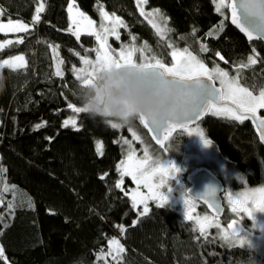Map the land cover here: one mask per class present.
Returning a JSON list of instances; mask_svg holds the SVG:
<instances>
[{"label": "trees", "instance_id": "trees-1", "mask_svg": "<svg viewBox=\"0 0 264 264\" xmlns=\"http://www.w3.org/2000/svg\"><path fill=\"white\" fill-rule=\"evenodd\" d=\"M42 3L40 23L29 32L0 33V42L13 41L0 48V62L22 55L27 61L20 69L0 72V166L6 169L0 172V264H264L254 249L201 236L172 207L151 203L141 216L127 191L134 182L128 177L127 189L116 187L122 179L118 165L125 157L120 132L85 113H74L79 131L62 127L73 113L67 104L80 107L73 93L81 83L72 69L82 67L81 57L92 58L90 50L99 47L94 35L78 40L68 30L70 4L96 21L101 7L119 17L127 25L120 29V40L143 48L149 59L155 56L170 65L168 45L187 47L256 94L264 89V43L248 42L228 16L215 11L213 0H148L147 6L159 10L172 29L167 39L140 14L136 0H0V23L12 19L31 24ZM21 37L23 43H16ZM202 44L207 52L200 51ZM253 55L256 64L239 68ZM57 59L63 60L62 77L54 75ZM45 121V127L34 129ZM202 124L217 153L249 186L264 185V147L249 119L241 123L208 115ZM177 139L183 143L186 138ZM97 141L103 144L102 155ZM112 239L124 247L118 261L108 254Z\"/></svg>", "mask_w": 264, "mask_h": 264}, {"label": "snow or ice", "instance_id": "snow-or-ice-1", "mask_svg": "<svg viewBox=\"0 0 264 264\" xmlns=\"http://www.w3.org/2000/svg\"><path fill=\"white\" fill-rule=\"evenodd\" d=\"M148 0H137L138 5H142L147 3ZM216 3L215 11L220 13L222 16L224 15V8H231V22L240 28L241 31L245 32L248 36L249 40H252L253 30L256 31V38L264 40V0H213ZM238 9L240 10V15H238ZM44 11V5L40 4L39 7L36 8V14L33 16L31 24L36 25L40 23L41 17L40 13ZM72 11V5H69V12ZM159 11V10H156ZM3 14V10H0V15ZM140 14L145 16L146 18L152 13H145L143 7L140 8ZM80 17L83 18L84 21L87 22L88 28L84 29L88 35H94L96 41L99 44L98 48L92 49L90 51H94L96 53V59L90 60L86 57H81L82 63L85 67L81 69H76L73 67L72 71L76 73V79L80 81L81 84L87 85L90 84L95 78L96 72L101 67H110L112 65H116L120 67L121 65H141L145 69L150 70L153 73L158 74L166 81H172L180 86L181 89V102L186 105L185 116L183 119L177 117H168L163 120L156 119L148 114H141L138 118L139 121L144 124L146 128L149 129L150 132L154 134L153 138L156 140V143L161 145L165 151H167V147L165 146V141H167L172 135L173 131L176 129H182L187 132V134H196L200 136L205 146H210L211 141L207 140L204 137V133L198 127L192 128L189 127V124L193 121L194 118H199L205 110L213 112L216 116H222L225 118L234 119L236 121H240L243 123L246 119L251 118L254 122L258 119L256 117V112L258 109H264V89L260 90L258 96H254L248 88L239 86L238 80L236 77L229 78L228 72L219 68V66L214 67L209 70L207 65L198 58L197 55H194L187 47L182 50L179 48H173L170 53L172 64L171 66L165 64L162 59L153 56L151 60L147 57L143 56L144 49H137L133 44L131 47L124 46L117 55H113V50L108 44V35H112L116 38V40L120 39V33L118 31L119 27H127L124 24V21L119 17H109L108 13L100 8V15L104 19L112 20V27L108 28L101 23L100 31L95 30V21L91 20L84 13H78ZM71 18V17H70ZM72 23L79 25V22L73 20ZM149 23L152 24V27L156 29L157 33L163 34L166 31H172V29L160 28L157 24L153 23L149 20ZM223 24V21L221 22ZM247 25V26H246ZM30 24L24 23L21 20L13 21L9 19L7 24L0 23V33L3 32H15V33H27L29 32ZM72 31L70 27L68 29ZM195 32L196 30L193 29ZM73 35L79 40L81 35V30L79 26L77 30L73 32ZM207 35L211 36L212 32H209ZM183 39V37H181ZM136 37L132 36V41H135ZM16 43H23V37L19 40L15 41ZM8 44L13 43V41H7ZM3 44H0V47H3ZM147 46L145 45V48ZM168 47H172L171 44ZM140 51L141 52V60L142 62L137 63L134 59V54ZM200 51L207 52V45L202 44L200 46ZM255 50H253L254 52ZM79 55V53H76ZM216 55L219 56L217 52ZM220 59L223 60L224 57L220 56ZM14 61L24 62L23 56H18L12 58V60H3L2 65L0 67L6 65L9 68L16 70L25 66L26 62L17 64ZM257 63V58L255 55L248 57L247 64H241L239 68L249 67ZM63 64V60H59L56 66V72L54 75L58 77H62L64 75L61 70L60 65ZM91 65V67H89ZM239 72V69H238ZM214 78L219 79L221 83V88L217 89L214 86ZM217 96H222L225 98V102L223 104L217 105L212 103L213 100ZM228 101H231V105L228 104ZM67 108L71 109L73 113H84L81 107L75 106L72 103L67 104ZM47 125V122H42L40 124H36L34 129L39 130ZM71 126L74 130L79 131L80 129L77 127V120L75 117H69L63 121L62 127L68 128ZM113 129H118L121 127L119 124H111ZM258 130L261 133L260 138L264 140V119H259L257 124ZM129 131H132L129 128ZM161 133L163 135L161 136ZM133 137L136 140H139L140 137L136 135L135 132H132ZM49 141L52 140L51 137L46 138ZM125 144L130 145V141L125 140ZM96 151L98 154H103V144L100 141L96 142ZM144 160H135V153L133 151L129 152L128 161L122 162L121 165H118V169L121 172V176H131L133 181L136 182L137 188L134 192H132V206L135 208L138 203L144 204L143 212L140 213L141 216L145 215L148 212V206L146 201L149 199H156L159 201V207H164L168 205L169 196L165 194L163 190H159L162 188L164 184L163 177L167 175H171L174 177L177 172L180 170L176 167V165L172 162H168L166 164H158L153 167L152 173H159L161 179L160 184L157 186L158 190L153 189V185L148 182V178L145 177V172L147 171L146 164L148 163L147 157L148 153L145 151ZM2 166H0V172H5ZM123 184V180L121 179L116 187H121ZM141 184L144 185L148 189V195L145 196L143 193L139 191ZM14 187V186H13ZM8 187L5 186L4 191H8ZM262 195L257 197L253 194L252 199L255 203L254 208L244 207L248 196L241 195L237 197L236 201L231 200L230 203L239 204L240 208L238 209L236 206H233L232 211L237 212L242 210L248 216V218H252L256 212H264V189L258 190ZM168 192H171V188H168ZM127 195V193H126ZM216 196V190L214 188L209 187L202 195L196 197V199H204V202L208 204L210 208L215 209L217 212L219 211L216 208L215 204L212 203L211 198ZM183 209L184 215L188 220H193L194 216L191 214L193 201L191 199V195L186 193L183 197ZM31 206V204L29 205ZM12 205L9 204V208ZM196 222L200 226V235L204 236L206 234V228L212 227L213 224L209 220L207 216L201 218L196 217ZM207 222V223H205ZM136 222L133 221V224ZM236 222L233 221V224L229 225V228L232 229V235L236 236L238 242L241 246H244L247 243V237L241 235V231L239 227H233ZM218 227V225H216ZM124 231L123 227L120 229ZM110 245L117 246V252L124 251L123 247L120 245V242L116 239H112L109 241ZM111 255V251L108 253ZM0 257H3V248L0 247ZM103 258V257H101ZM115 259V257H113Z\"/></svg>", "mask_w": 264, "mask_h": 264}, {"label": "rangeland", "instance_id": "rangeland-1", "mask_svg": "<svg viewBox=\"0 0 264 264\" xmlns=\"http://www.w3.org/2000/svg\"><path fill=\"white\" fill-rule=\"evenodd\" d=\"M137 2V0H136ZM218 2V0H217ZM44 5L45 9V3H42ZM138 5V3H137ZM216 6V3H215ZM139 10L141 7H143L145 13H152V15L148 16L146 19L149 22L151 20L153 23L157 24L160 28H167V20L166 18L160 13V11H156V9H151L147 6V3L138 5ZM82 12L78 7L75 5H72V11L70 13L71 17V24H72V31L74 32L77 30V27L79 26V29L81 30V35H88L84 29L88 28L87 22L83 20L82 17L78 15V13ZM106 12V11H105ZM84 13V12H82ZM108 13V12H107ZM223 17L227 18L228 16V8L223 9ZM85 14V13H84ZM41 15V13H40ZM87 17H89L91 20L95 21V30L100 31V25L101 23H104V25L108 28L112 27V20L111 19H104L101 15H99V20L92 19L89 15L85 14ZM109 17H113V14L108 13ZM115 16V15H114ZM117 17V16H115ZM73 20H76L79 22V25L72 23ZM16 21V20H13ZM8 21L2 22L4 24H7ZM24 22V21H22ZM26 23V22H24ZM29 24V23H28ZM151 24V23H150ZM152 25V24H151ZM33 27L32 24H30V28ZM122 27L118 28V31L120 33V29ZM155 29V28H154ZM156 30V29H155ZM157 32V31H156ZM6 36H10L12 34L17 35L18 33L15 32H3ZM159 34V33H158ZM80 35V36H81ZM164 39H167L168 37V31L164 32L163 34H159ZM19 40V39H18ZM11 41V40H9ZM0 44H3L4 46L7 44V42H0ZM108 44L110 45L111 49L113 50L112 54L117 55L119 51L124 47L128 46L131 47V44L124 43L122 40H116V38L112 35H108ZM135 45V44H134ZM3 46V47H4ZM137 48V46L135 45ZM1 48V47H0ZM173 48L177 47H171ZM138 49V48H137ZM143 49V48H141ZM180 49V48H179ZM182 50V49H181ZM147 53L143 51V56L148 57L146 55ZM23 56V55H22ZM24 57V62H26V57ZM96 59V53L90 60ZM134 59L137 63L142 62L141 60V52L137 51L134 54ZM6 60H12V58L6 59ZM151 60V58L149 59ZM59 60H56V66L57 62ZM2 62H0V65H2ZM17 64L24 63L21 61H14ZM25 64V66H26ZM168 65V64H167ZM171 66V64L169 65ZM61 67V65H60ZM85 67V65H82V67H79L77 69H81ZM91 67V65H89ZM209 70L213 69L216 66H208ZM4 68H9L8 66L4 65L0 67V72ZM220 68V67H219ZM20 69V68H19ZM221 69V68H220ZM62 70V69H61ZM223 70V69H222ZM225 71V70H224ZM227 72V71H226ZM229 74V73H228ZM236 76H233L229 74V78H233ZM237 78V77H236ZM214 80L217 82V84L221 87V83L219 79ZM238 80V78H237ZM239 86L243 87L239 80H238ZM250 91V90H249ZM253 93V92H252ZM254 96H258L259 94L253 93ZM225 101V98H224ZM231 105V101H228ZM263 109H258L256 112V116L261 115V111ZM209 115L225 118L222 116H216L213 114V112H209ZM69 117H75L77 120V127H79L78 123V117L77 114L72 113ZM68 117V118H69ZM230 119V118H226ZM234 120V119H232ZM1 124V121H0ZM71 127V126H69ZM192 128L198 127L201 129L204 133V137L208 139V137L205 135L203 124L199 123L197 125L191 126ZM129 128L132 129V131H129ZM117 130L120 131V136L118 139L119 144L123 148V151L125 153V157L122 160V162L128 161L129 152L133 151L135 153V160H144L145 159V151L148 153V163L146 164L147 171L145 172V177L148 178V182L153 185V189L158 190L157 186L160 184V175L159 173L153 174L152 169L153 167L157 166L158 164H166L168 162H172L176 165V167L180 170L176 173L174 177H171V175H167L163 177L164 184L161 189L165 188L163 190L165 194L169 196V202L168 205L174 208L175 210L180 211L184 215V209H183V200L182 197L188 193V190L190 188V184L187 181V175H189L191 172L197 170L198 168H207L210 170L213 174H215L217 177L221 178L225 184V191L223 193V200L226 207V217L229 218V222H225V218L218 219V217L214 216L212 213L208 212L203 206V204L196 199H192V211L191 214L194 216L193 220H190L194 223L196 226V229L200 232V226L196 222V217L203 218L207 216L211 223L213 224L212 227L206 228V234L205 237L208 236H217L220 238L225 244L228 246H240L244 248H250L254 249L256 254L260 257H264V212H256L252 218H248L247 214L243 212L242 210H239L237 212H233L232 208L233 206H236L238 209L240 208L239 204L230 203V197L229 194H231V200L236 201L237 197H240L242 194L248 196V199L246 203L244 204V207L248 208H254L256 205L253 202L252 196L255 194L257 197L261 196L262 194L258 191L260 189H264V185L258 186V187H251L248 185L247 180L244 176L240 175L234 168L230 167L228 163L217 153L215 150L214 144L211 142L210 146H205L200 136L196 134H187L184 130H175L173 131L170 138L167 140L165 146L167 147V151L164 150V148L156 146L152 139L144 132V130L140 127L138 120L134 119L132 123L129 125H124L118 128ZM132 132H135L137 136L140 137L139 140H136ZM179 133V134H178ZM179 135L185 136V141L183 143H180L178 139L176 140V137ZM130 141L129 144H125L124 141ZM211 141V140H209ZM121 162V164H122ZM120 164V165H121ZM130 178L132 182H134V185L129 186L128 194L131 196L132 192H134L137 188V184L135 181H133L131 176L125 175L122 177L123 186L125 189V179ZM157 180V182L155 181ZM171 188V192H168V188ZM139 191L143 193L145 196L148 195V189L144 187L143 184H141ZM148 206V211L151 203H155L159 205V201L156 199H149L146 201ZM141 208V212H143L144 204H137ZM185 216V215H184ZM233 221L236 222L233 227H239L241 231V235H244L247 237V243H245L244 246H241L238 242V239L236 236H233L232 229L229 228L230 224H233ZM207 223V222H205ZM218 225V227L216 226ZM118 240V239H116ZM119 241V240H118ZM120 242V241H119ZM122 246V244L120 243ZM123 247V246H122ZM117 246L116 245H110L111 255L109 257L113 259L114 261H118L122 258L123 252H117ZM124 249V247H123ZM255 264H263L262 262H256Z\"/></svg>", "mask_w": 264, "mask_h": 264}, {"label": "clouds", "instance_id": "clouds-1", "mask_svg": "<svg viewBox=\"0 0 264 264\" xmlns=\"http://www.w3.org/2000/svg\"><path fill=\"white\" fill-rule=\"evenodd\" d=\"M73 94L91 120L109 126L129 125L141 114L183 119L186 111L180 86L141 65L101 67L90 84H79Z\"/></svg>", "mask_w": 264, "mask_h": 264}, {"label": "water", "instance_id": "water-1", "mask_svg": "<svg viewBox=\"0 0 264 264\" xmlns=\"http://www.w3.org/2000/svg\"><path fill=\"white\" fill-rule=\"evenodd\" d=\"M238 15H240L239 9H238ZM228 21L235 29H237L246 38V40L248 42L262 41L264 43V40L256 38V31L255 30H253V37L254 38L252 40H249L248 36L245 32L241 31L239 27L232 24V22H231V8H228ZM214 86L217 89L221 88L215 80H214ZM224 102H225L224 97H222V96H217L215 98V100L212 101V103H215L217 105L223 104ZM228 104H230V103H228ZM209 112L210 111L205 110L199 118H194L193 121L189 124V127L203 122L204 119L209 115ZM256 117L258 119L255 122L251 118H249V120L251 121L253 129H254L261 145L264 147V140H262L260 138L261 133L257 127L258 120L264 119V115H259ZM142 126L148 132L149 136L151 137V139L153 140L155 145L161 146V145L157 144L156 140L153 138L154 134L152 132H150L149 129L144 126V124H142ZM176 130H181V129H176ZM162 135H163V133H161V136ZM165 143H166V141H165ZM187 180L190 184L188 194H190L193 199H196V197L202 195L209 187L214 188L216 190V196L214 198L210 197V199L212 200V203L215 204L216 208L219 209L218 212L215 209L210 208L208 206V204L204 202V199H196V200L201 202L204 206H206L207 209L210 211V213H212L216 217L223 218L225 215V212H226V209L224 206V201H223V193L225 191V184H224L223 180L221 178L217 177L215 174H213L207 168H200L197 171L189 174L187 176Z\"/></svg>", "mask_w": 264, "mask_h": 264}, {"label": "bare ground", "instance_id": "bare-ground-1", "mask_svg": "<svg viewBox=\"0 0 264 264\" xmlns=\"http://www.w3.org/2000/svg\"><path fill=\"white\" fill-rule=\"evenodd\" d=\"M137 120H138V122L141 124V122L139 121V119L137 118ZM202 123V122H201ZM141 126H142V124H141ZM143 127V126H142ZM191 127V126H190ZM143 129H144V127H143ZM182 130V129H181ZM119 131V130H118ZM120 132V131H119ZM144 132L149 136V134H148V132L144 129ZM150 137V136H149ZM151 138V137H150ZM153 141V140H152ZM167 142V141H166ZM154 143V142H153ZM155 144V143H154ZM166 144V143H165ZM157 146V145H156ZM159 147H161V146H159ZM198 169H200V168H198ZM197 169V170H198ZM197 170H195V171H197ZM195 171H193V172H195ZM193 172H191V173H193ZM190 173V174H191ZM188 176V175H187ZM188 181V180H187Z\"/></svg>", "mask_w": 264, "mask_h": 264}, {"label": "flooded vegetation", "instance_id": "flooded-vegetation-1", "mask_svg": "<svg viewBox=\"0 0 264 264\" xmlns=\"http://www.w3.org/2000/svg\"><path fill=\"white\" fill-rule=\"evenodd\" d=\"M156 182H157V180H155ZM163 190H165V188H163ZM224 201V200H223ZM224 206H225V204H224ZM208 212H210L208 209H207V207L206 206H203ZM225 209H226V207H225ZM215 216V215H214ZM226 217V212H225V215H224V218ZM224 218H222V219H224ZM218 219H220L219 217H218Z\"/></svg>", "mask_w": 264, "mask_h": 264}]
</instances>
